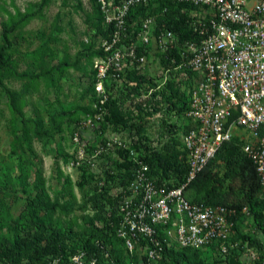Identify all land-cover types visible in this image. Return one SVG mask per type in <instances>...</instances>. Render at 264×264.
<instances>
[{
    "label": "rangeland",
    "instance_id": "obj_1",
    "mask_svg": "<svg viewBox=\"0 0 264 264\" xmlns=\"http://www.w3.org/2000/svg\"><path fill=\"white\" fill-rule=\"evenodd\" d=\"M98 15L93 0H0V34L15 23L0 68L17 108L0 87V249L8 258L22 252L16 246L21 239H31L35 256L44 257L55 240L95 238L114 210L116 189L127 180L129 146L142 157L191 124L185 109L198 78L193 71H167L156 50L142 69L133 70L130 82H106L108 96L100 103L86 46L99 42ZM29 118L49 133L35 135ZM226 154L221 149L207 165L220 179L217 189L200 196L248 206L242 174L223 176ZM253 201L264 215V187ZM50 203L57 205L44 206ZM256 231L248 210L236 219L232 240L245 241ZM108 245L117 246L112 240ZM237 249L226 258L197 251L181 264H264L263 252L252 260L246 248Z\"/></svg>",
    "mask_w": 264,
    "mask_h": 264
},
{
    "label": "built area",
    "instance_id": "obj_2",
    "mask_svg": "<svg viewBox=\"0 0 264 264\" xmlns=\"http://www.w3.org/2000/svg\"><path fill=\"white\" fill-rule=\"evenodd\" d=\"M150 1L96 0L110 29L94 46L100 51L91 63L94 91L103 103L108 96L104 84L130 82L128 73L142 69L151 50L164 57L167 71H193L198 81L185 110L191 124L175 136L185 172L179 181L159 180L145 156L129 146L130 178L114 193L116 221L110 222L122 259L95 238L91 248L48 255L43 264H98L101 259L106 264H161L165 250L183 248L214 250L223 258L246 248L252 260L264 253V246L258 250L232 240L236 219L248 212L245 205L190 201L184 195L188 183L230 141L251 161L264 187V0H170L188 5L181 11L190 37L158 23L159 13L128 19L131 8ZM160 11L163 16L165 7Z\"/></svg>",
    "mask_w": 264,
    "mask_h": 264
},
{
    "label": "trees",
    "instance_id": "obj_3",
    "mask_svg": "<svg viewBox=\"0 0 264 264\" xmlns=\"http://www.w3.org/2000/svg\"><path fill=\"white\" fill-rule=\"evenodd\" d=\"M96 5V9L99 12L98 15V22L96 29L94 30L95 36H102L106 37L110 26L103 24V15L99 10L98 5L96 4V0H93ZM165 7L164 15H160V10ZM181 9L188 10V5L186 4H177L170 0H151L150 3L146 6H136L135 8H131L128 13V19L135 18L137 15L144 16L147 13H159L158 16V23L163 22L166 27L173 30L175 33L180 34L183 37H190L191 33L189 31V27L186 23V12H182ZM15 26V23H12L8 27H5L2 29L0 37H1V45H0V68L3 65L4 60V53L5 50L9 47V37L8 34L13 30ZM182 37V38H183ZM90 38V34L88 36ZM88 47V51L90 52L91 57V63L93 57L100 54V51L98 49H95V45L92 44L90 41L86 44ZM163 64L167 61L162 59ZM134 72L128 73L129 79L133 77ZM0 87L5 91V93L8 96L9 104L11 108L17 110L15 105V98L14 95L10 92L9 89L5 87L2 80L0 79ZM188 106V105H187ZM187 109V107H186ZM185 109V110H186ZM26 121L31 122L32 124V131L37 136H44L47 135L50 131V128H45L41 125V121L38 119L29 118ZM178 145V140L174 136H169L165 139L162 146H160L157 149H153L148 154H145L144 159L148 163L150 169L152 172L158 176V179H173V181H179L183 173L185 172V163L184 158H180L179 154L181 153L180 150L176 147ZM226 149L227 154L225 157V172L223 174L225 177H230L237 172H240L242 174L243 182L246 186L244 197L248 201V206H246L249 210V212L252 213L253 221L256 225L257 233H259V236H247L243 237L245 238V241L249 246H254L258 250H261L264 246V215L258 214L256 211V205L253 201L254 193L259 189V187H262L259 183V179L257 177L255 168L251 161L247 159V157L244 155V153L241 151V149L233 142H226L222 144V146L218 149L216 154L221 149ZM215 154V155H216ZM244 157V160L238 161V157L242 156ZM215 157V156H214ZM213 157V158H214ZM212 158V159H213ZM212 159L207 163V165L212 161ZM205 166L197 175L196 177L191 180L185 191L184 195L185 197L190 201H204L205 203L209 204H223L227 205L223 202L219 201H212L205 199L206 196H209L210 193L215 192L217 189V184L219 183L220 179L216 176V174L211 173L210 170H208V166ZM130 178V172H128L127 180ZM217 183L216 185H214ZM206 189H209L204 197L200 194L205 191ZM188 192L192 193V197L189 196ZM115 200V198H114ZM56 203H50L49 206L44 205L47 208H54L56 207ZM231 206V205H228ZM244 206V205H243ZM236 208H240L241 206H233ZM114 210L109 215L108 218H106L103 222V225L98 226L96 228V234L95 238H100L104 242L109 243L110 240L115 242L117 244L116 249H111L112 254L116 258L122 259V248L120 246V240H118L115 237L114 234V226H111L110 222H115V205ZM104 227L111 228L112 234L107 235L105 233ZM112 237V238H111ZM92 239H84L80 242L76 243L75 240H72V242L68 241L65 242L62 238L59 240H55L52 244V247L49 249V252L44 255V257H37L35 256V253L37 251L36 246L33 245V242L31 239H21L20 243H16V246L18 245L19 249L21 248L22 252H17V255L15 257L10 256L9 258L4 254V252L0 249V260L2 264H19L22 261H29L35 264H43L45 258L48 255L52 254H58L63 253L66 254L68 251L76 250L77 248H91L92 247ZM191 251V252H190ZM201 251V250H194L190 248H183V249H167L164 251V254L162 255V259L160 260L161 264H181V262H188L190 254H194V252ZM98 264H106L101 259L99 260Z\"/></svg>",
    "mask_w": 264,
    "mask_h": 264
},
{
    "label": "crops",
    "instance_id": "obj_4",
    "mask_svg": "<svg viewBox=\"0 0 264 264\" xmlns=\"http://www.w3.org/2000/svg\"><path fill=\"white\" fill-rule=\"evenodd\" d=\"M255 235L259 236V233L256 232Z\"/></svg>",
    "mask_w": 264,
    "mask_h": 264
}]
</instances>
